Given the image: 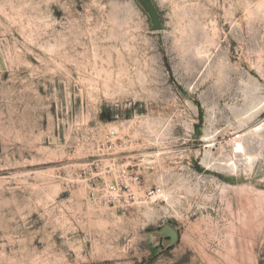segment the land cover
<instances>
[{"label": "rangeland", "instance_id": "rangeland-1", "mask_svg": "<svg viewBox=\"0 0 264 264\" xmlns=\"http://www.w3.org/2000/svg\"><path fill=\"white\" fill-rule=\"evenodd\" d=\"M262 100L264 0H0V264H264V211L238 213ZM108 157L141 174L129 208Z\"/></svg>", "mask_w": 264, "mask_h": 264}, {"label": "bare ground", "instance_id": "bare-ground-1", "mask_svg": "<svg viewBox=\"0 0 264 264\" xmlns=\"http://www.w3.org/2000/svg\"><path fill=\"white\" fill-rule=\"evenodd\" d=\"M263 102H264V100H262L260 103H263ZM257 137L258 138L259 137H264V124L263 125H259L258 127L254 128L251 131L250 137H249L250 138L249 142L252 143L255 139H257ZM230 143H231V154H232V156H235L236 154H240V153L242 154L243 149H244V136L243 135H237L236 137H234V139L231 140ZM237 148L240 149L239 152L237 151ZM242 155L245 157L244 158V163H245L246 168H247L246 171H251L252 168H253V163H254V161L256 160V158L258 157L259 154L257 153L256 150H254L253 148H250V150H249V152L247 154H242ZM228 161H232L231 156H230V159ZM235 170H236V165L234 163L233 172ZM161 194L155 196L154 198L156 199ZM162 197L166 200L167 203L171 202L170 201V192L166 191L165 194ZM154 198H152V199H154ZM263 211H264V192L254 188L250 184H247L246 186H242L241 188H239L238 213L240 214L243 222H254L255 219L257 218V214L260 213V212H263ZM254 225H255V228H258V224H256V222L254 223ZM241 241L239 242L240 256L242 258L241 260H249L250 262H253V263L256 262V258L254 256V253H253V250H252V242L251 241H246V244L245 243L244 244H245V246L247 245V249L246 250L244 249L245 251H243L242 250L243 249L242 248L243 245L241 244ZM231 244H233V243H230V245ZM233 246L234 245H232V247H231L232 249H234ZM232 249H231V251H232ZM229 254H231V252ZM225 258H227V257H225ZM231 263L233 264L232 261H231Z\"/></svg>", "mask_w": 264, "mask_h": 264}, {"label": "built area", "instance_id": "built-area-1", "mask_svg": "<svg viewBox=\"0 0 264 264\" xmlns=\"http://www.w3.org/2000/svg\"><path fill=\"white\" fill-rule=\"evenodd\" d=\"M116 135L117 133L115 131L108 133V149L110 152H114L112 141L116 138ZM107 159V165L105 167L95 169L97 174H94L93 178L99 181L101 187L98 188L109 203L113 205L118 204L125 209L129 208L137 201L136 195L129 185L140 187L142 184L141 174L118 166L114 157H108ZM109 177H115V182H107L106 178ZM161 192L162 190L160 188L151 187L145 192L144 196L146 199H152L161 194Z\"/></svg>", "mask_w": 264, "mask_h": 264}, {"label": "snow or ice", "instance_id": "snow-or-ice-1", "mask_svg": "<svg viewBox=\"0 0 264 264\" xmlns=\"http://www.w3.org/2000/svg\"><path fill=\"white\" fill-rule=\"evenodd\" d=\"M144 8H145V11L146 12H150L151 11V5H150V3L146 2L145 5H144ZM237 151L239 152L240 149L237 148Z\"/></svg>", "mask_w": 264, "mask_h": 264}]
</instances>
